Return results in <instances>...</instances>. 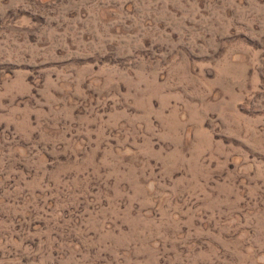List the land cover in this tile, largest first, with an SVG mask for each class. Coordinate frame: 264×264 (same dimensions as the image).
I'll return each mask as SVG.
<instances>
[{
  "label": "rangeland",
  "instance_id": "obj_1",
  "mask_svg": "<svg viewBox=\"0 0 264 264\" xmlns=\"http://www.w3.org/2000/svg\"><path fill=\"white\" fill-rule=\"evenodd\" d=\"M0 264H264V0H0Z\"/></svg>",
  "mask_w": 264,
  "mask_h": 264
}]
</instances>
